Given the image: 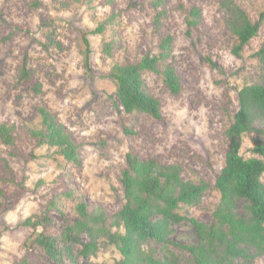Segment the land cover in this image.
I'll return each instance as SVG.
<instances>
[{"label":"rangeland","instance_id":"1","mask_svg":"<svg viewBox=\"0 0 264 264\" xmlns=\"http://www.w3.org/2000/svg\"><path fill=\"white\" fill-rule=\"evenodd\" d=\"M152 1L0 0V126L9 127L13 137L11 145L0 140V264L24 255L33 264L54 263L45 251L25 245L32 230L20 225L28 218L47 215L46 235L56 237L77 218L80 203L89 213L113 216L124 204L120 177L127 154L177 165L184 180L210 184L197 207H184L180 213L211 222L220 200L213 185L224 166L225 131L239 108L237 93L264 81V68L253 56L264 46V0H167L158 9ZM192 8L200 16L187 35ZM235 8L252 24L260 22L257 36L239 57L232 52L238 44L231 31ZM101 25L100 35H87L90 77L80 36ZM166 37L172 38L170 56L158 65L159 73H142L147 92L160 103L161 119L124 113L114 104V84L98 76L113 65L159 55V43ZM105 44H111L109 57L102 53ZM26 56L31 76L23 86L18 80ZM164 67L180 78L177 96L162 81ZM35 84L40 92L32 89ZM39 108L53 115L78 146L79 164L67 162L59 148H34L30 131L40 127ZM258 137L257 131L242 137L243 158L256 156L251 150ZM32 152L35 158L26 161ZM260 180L264 184V174ZM20 190L19 203L3 212L2 205L9 207ZM173 230V242H196L188 223ZM143 249L159 257L164 252L154 243ZM169 251L184 264V253L172 247ZM119 259L115 248L103 241L95 256L77 261L115 264ZM251 264H264V254Z\"/></svg>","mask_w":264,"mask_h":264},{"label":"trees","instance_id":"2","mask_svg":"<svg viewBox=\"0 0 264 264\" xmlns=\"http://www.w3.org/2000/svg\"><path fill=\"white\" fill-rule=\"evenodd\" d=\"M166 1L153 0L151 5L158 9ZM199 16V9L189 11L187 35H190L189 28L196 26ZM159 18L160 15L156 20ZM259 27L260 22L252 24L243 11L235 8L231 31L238 43L232 50L236 57L240 56L243 46L257 36ZM103 28V25L98 26L80 36L84 45V65L90 77L91 49L87 35H100ZM171 40L166 37L160 41L157 56L146 55L137 64L113 65L109 72L98 76L114 84L113 100L117 108L127 114L138 112L155 120L161 119L160 103L147 92L142 73H159L158 65L170 56ZM111 50V44H105L102 53L109 57ZM253 56L264 68V46ZM27 65L26 56L18 80L23 86L30 82L31 71ZM160 74L169 93L177 96L181 84L175 71L164 67ZM32 89L40 92V85L35 84ZM237 99L239 108L225 131L224 166L213 185L220 200L209 224L188 217L180 210L197 207L210 184L184 180L177 165H159L152 159L141 161L137 156L127 154L126 167L120 177L124 204L113 216L107 217L102 211L89 213L85 204L80 203L75 207L77 218L64 224L56 237L46 235L45 226L50 219L47 215L33 216L20 225L32 230L25 245L29 242L45 251L53 264H79L77 259L89 260L97 254L99 243L103 241L119 253L120 259L115 264H179L178 257L169 251V247L184 253V264H251L260 258L264 254V184L260 180L264 174V81L243 86ZM38 113L40 127L30 131L34 148H59L67 162L79 164L78 146L71 141L62 124L44 108H39ZM254 131L259 135L251 150L256 156L245 159L240 154L242 137ZM0 140L4 145L13 144L11 129L4 124L0 126ZM34 158L32 152L26 161ZM22 196L20 190L9 207L1 204L2 211L12 210ZM183 222L193 229L196 242L179 244L171 240L173 228ZM40 228L43 230L39 231ZM147 243L161 246L164 251L161 257L145 251L143 246ZM33 263L32 258L24 255L12 264Z\"/></svg>","mask_w":264,"mask_h":264}]
</instances>
